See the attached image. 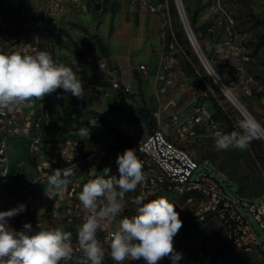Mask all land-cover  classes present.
Returning <instances> with one entry per match:
<instances>
[{
	"label": "built area",
	"instance_id": "built-area-1",
	"mask_svg": "<svg viewBox=\"0 0 264 264\" xmlns=\"http://www.w3.org/2000/svg\"><path fill=\"white\" fill-rule=\"evenodd\" d=\"M173 1L181 24L179 6L176 0ZM179 1L185 13L182 0ZM224 1L226 0H217L210 6V15L207 17L208 23L212 25L210 31L214 24H222V21L215 22V16ZM87 2L88 0H0V50L10 54L19 51L17 47L33 45L38 51H46L47 41L58 28L61 17L71 12H84ZM170 2L171 0L91 2L98 9L110 3L122 10L130 7L142 14L157 16L170 24L172 38L168 49L159 53L161 66L155 80L158 106L154 113L157 125L144 139L134 141L133 146L129 147L135 149L143 164L144 181L135 192L126 195L124 212L109 227H102L97 237L103 244L107 233L115 230L120 220L137 214L136 206L131 203L132 198L142 195L146 198L145 202H148L164 197L176 206L183 221V227L174 237V248L183 257L177 264H211L214 252L223 247L235 255L255 253L264 262V238L253 225L254 220L264 235V197H243L234 193L227 183L221 182L214 175H201V178H197L199 161L185 145L187 141L196 142L203 137H213L214 131L222 132V129L206 100L207 92L203 93L202 102L198 97L189 100L186 108L191 107L192 110L181 116V103L176 100L175 93L184 92L185 96V91L190 89V78L176 53L193 64L177 42ZM185 17L189 20L188 14ZM29 54L34 53L29 50ZM106 67V64L101 66L104 70ZM139 71L148 73L145 65H140ZM107 81L115 91L131 92L129 82L121 84L112 77ZM91 87L98 86L90 83L88 88ZM57 91L64 92L63 89ZM57 97L45 95L42 100L33 99L18 111L0 114V211L10 210L20 204L26 205L24 212L8 221L9 226L17 231L23 230L25 223H30L33 233L57 228L70 232L74 254L70 261H61V264H79L83 254L78 246L77 229L87 213L77 196L88 180L104 174L105 169H110L108 176L119 178L117 156L129 148L119 149L113 146L88 149L85 138L82 139L79 135L80 128L85 126L60 130L58 112L49 109L50 100ZM67 97L74 110L70 118L77 120L75 110H82L83 103L71 93H67ZM98 124L97 122L96 126ZM13 140L25 144L29 162L12 156L15 152L20 154L12 146ZM63 168L73 170L68 178L70 182L67 188L60 194L49 192L47 178L53 170ZM186 219L189 227L203 224V234L197 239L195 247L189 246L184 234L187 229L184 225ZM103 247V264H115L110 257L109 246L103 244ZM221 263L219 260L216 264ZM124 264L147 262L141 258L125 261ZM158 264H172V261L164 258Z\"/></svg>",
	"mask_w": 264,
	"mask_h": 264
},
{
	"label": "rangeland",
	"instance_id": "rangeland-1",
	"mask_svg": "<svg viewBox=\"0 0 264 264\" xmlns=\"http://www.w3.org/2000/svg\"><path fill=\"white\" fill-rule=\"evenodd\" d=\"M91 2L92 0H88L84 12H71L61 17L58 28L47 41L46 51L58 63L72 67L82 80L85 91L83 98L79 99L83 103V113L86 115L83 126L90 130L89 137L85 138V144L98 150L113 147L115 134L111 128L104 125L87 126L93 115L97 114L95 109L108 108L109 113L114 114L110 126L133 142L144 139L156 127L157 120L154 116L157 110L156 98L153 92H148L153 89L152 77H148L144 83V88L148 90L145 93L141 85L139 88L131 87L128 94L135 96L124 99L123 106L115 97L118 91L113 90L107 80L112 77L121 84L131 82V75L125 76L124 81V75L120 70L121 67L126 69L128 65L133 67V76L138 82L147 77L138 73L136 69L141 64L146 65L148 56L152 59L159 57L160 52L168 49L172 38L170 24L157 16L142 14L130 7L122 10L116 4L110 3L98 9ZM214 2L217 0H182L190 25L194 12H198L197 23L194 27L191 25V28L208 63L224 85L264 126V0L224 1L215 16V22L222 21V24H214L210 31L212 25L208 23L207 17ZM170 3L175 9L172 16L173 24L182 35L183 41L188 43L186 52L199 78L195 79L189 74L188 62L184 56L176 53V57L190 76L189 100L198 97L202 102V95L207 92L206 100L211 105L222 132L230 133L236 130L237 122L244 117L210 80L183 31L174 1L171 0ZM96 38L102 40L107 57L98 49ZM103 64L107 65L106 70L101 68ZM91 78H96L99 84H110V88L106 90L100 87L88 88ZM55 102L53 100V103ZM215 103L223 113L218 111ZM142 110L146 113H142ZM187 110L191 111L192 108L188 107ZM71 112L74 110L71 109L63 115L69 128L78 124V120L70 118ZM75 112L78 116L81 115L79 109ZM259 139L264 150V143L261 138ZM11 144L16 151H20V154L15 152L12 156L17 160L30 161L23 142L13 140ZM185 145L199 161L197 178H201V175H214L221 182L227 183L234 193L243 197L252 199L264 197V160H257L250 146L243 151L235 148L217 151L213 137H203L196 142L187 141ZM184 223L185 227L189 228L187 219ZM253 225L264 238L254 220ZM220 260L221 264H264L255 253L235 255L228 249Z\"/></svg>",
	"mask_w": 264,
	"mask_h": 264
},
{
	"label": "clouds",
	"instance_id": "clouds-1",
	"mask_svg": "<svg viewBox=\"0 0 264 264\" xmlns=\"http://www.w3.org/2000/svg\"><path fill=\"white\" fill-rule=\"evenodd\" d=\"M17 48L19 51L10 54L0 50V114L18 111L33 99L42 100L57 89L83 98L82 80L72 67L56 62L49 52L38 51L33 45ZM29 50L34 54H29ZM89 124L96 126L97 121ZM79 135L82 139L88 138L89 128H80ZM212 135L217 151L233 148L243 151L253 139L264 136V126L251 115H245L237 122L236 130L227 134L217 130ZM116 163L119 178L108 176L110 169H105L104 174L88 180L77 196L87 213L77 229L78 246L83 254L79 264H103V244L109 246L115 264L141 258L147 264H158L164 258L177 264L183 257L174 248V237L183 227V221L176 206L164 197L148 202L142 195L132 198L137 214L120 220L117 228L107 233L103 244L98 239V231L109 227L124 212L126 195L135 192L144 181L143 164L135 149H125L118 154ZM72 174L71 168L53 170L47 178L48 191L60 194L67 188ZM25 210L26 205L20 204L0 211V264H61V261H70L74 254L70 232L57 228L33 233L30 223H25L21 231L9 226V219Z\"/></svg>",
	"mask_w": 264,
	"mask_h": 264
},
{
	"label": "trees",
	"instance_id": "trees-1",
	"mask_svg": "<svg viewBox=\"0 0 264 264\" xmlns=\"http://www.w3.org/2000/svg\"><path fill=\"white\" fill-rule=\"evenodd\" d=\"M170 8H171V13H172V16L173 14H175V9L173 7V4L170 3ZM197 17H198V12H194L193 14V17L191 19V25L194 27L197 23ZM173 29L176 31V39H177V42L179 44V46L184 49L186 51V46H187V42L183 41V37L182 35L177 32V28L176 26L173 24ZM96 45L98 47V49L100 50L101 54L104 56V57H107V50L102 42L101 39L99 38H96ZM187 53V52H186ZM188 65V69H189V74H191L195 79H199L198 78V75L195 71V68L193 67V65H191L190 63L187 64ZM190 77V76H189ZM90 83L91 84H94L100 88H108L110 87V84L108 83H104V84H99L98 83V80L96 78H91L90 80ZM48 96H52V97H56V96H66L67 97V93L63 92V91H56L52 94H47ZM135 95H130L128 93H124L122 91H118L117 95H116V98L117 99H123V98H128L130 99L131 97H134ZM216 105V108H218V111L220 113H223V111L221 110V108L218 106L217 103H215ZM142 113H146V111H141ZM97 121L99 124L101 125H104L108 128H111V130L113 131V133L115 134V138H116V145L114 147L116 148H119V149H124V148H129L131 146H133V140L132 139H129L125 136H123L119 131L115 130L113 127L110 126L109 123L105 122L103 117H101L100 115L98 114H95L93 115V118L91 121ZM229 121V120H228ZM230 122V121H229ZM250 148H251V151L254 155V157L257 159V160H264V150L262 148V145H261V141L259 138L257 139H253L250 143ZM202 225L203 224H197V225H194V226H191L187 229H185L184 231V234L188 240V243H189V246H192V247H195L196 246V241L199 237L202 236ZM227 249L225 247L217 250L216 252H214L213 254V261L211 264H216L217 261L220 260V258L222 257V255L225 253Z\"/></svg>",
	"mask_w": 264,
	"mask_h": 264
},
{
	"label": "crops",
	"instance_id": "crops-1",
	"mask_svg": "<svg viewBox=\"0 0 264 264\" xmlns=\"http://www.w3.org/2000/svg\"><path fill=\"white\" fill-rule=\"evenodd\" d=\"M168 51V50H167ZM179 60V59H178ZM181 62V61H180ZM146 67L148 69V73L147 74H143L142 72L139 71V67L136 69L138 73H140L141 75H144V76H147L145 78H142L139 82L135 79V77L133 76V71L134 69H132L133 67L131 65H128V67H126V69H122L121 67V71L123 73V80H125V76H130L131 75V82H129L131 84V87L133 88H139V85H141V88H142V91L145 93L147 92L148 90L144 88V83L146 82V79L148 77H152V82H153V89L151 91H148L149 93L150 92H153L154 94H156V91H155V80H156V73H157V70L159 69V67L161 66V63H160V59L159 57L155 58V59H152L150 56L147 57L146 61ZM142 65V64H141ZM125 73V74H124ZM141 82V84H140ZM110 88V87H108ZM108 88H103L104 90L108 89ZM184 93V92H183ZM183 93L181 92H177L175 93V98L176 100H178L180 103H181V108L180 110L181 111V116H185L187 113H189L190 111L187 110V105H188V102H189V99H190V93L188 91V89L185 91V96L183 95ZM134 95V94H133ZM116 97V96H115ZM156 98V97H155ZM126 99V98H123V99H118L117 102L122 104H124L123 100ZM53 100L56 101L55 103H53ZM70 98L66 97L65 99H61V98H52L50 100V111H53V112H58L60 115H62V117H60L59 115V124H58V127L60 130L62 131H65L67 129H70V128H80L82 125H83V120H84V116L85 113H83V109L80 110L81 112V115L78 116V124L76 125H72L70 128L68 127V123L65 122V119L63 118V115L70 111L71 110V107L69 105L70 103ZM158 106V102H157V98H156V105L155 107ZM95 112H97L98 115H100L101 117H103L104 121L111 124V122L113 121V118H114V114H110L109 111H108V108L106 110H98V109H95ZM73 112H71L72 114ZM70 114V115H71ZM116 114V113H115ZM91 122V121H90ZM88 127L89 124L87 125ZM98 126L100 127L101 124H98ZM56 133V132H55ZM116 145V138L114 139V145ZM86 147L88 149H92V150H95L94 148L86 145Z\"/></svg>",
	"mask_w": 264,
	"mask_h": 264
},
{
	"label": "bare ground",
	"instance_id": "bare-ground-1",
	"mask_svg": "<svg viewBox=\"0 0 264 264\" xmlns=\"http://www.w3.org/2000/svg\"><path fill=\"white\" fill-rule=\"evenodd\" d=\"M177 4L180 9L181 13V25L183 27V30L185 34L188 36L189 41L197 55H199L201 59V63L204 66L206 72L209 75L210 80L215 84L216 88L222 92V94L227 98V100L231 103V105L244 117L245 115H253L247 110V108L235 97V95L224 85L220 77L217 75V73L212 69L210 64L208 63L207 59L205 58V55L203 54L198 42L196 41L194 37L193 30L191 28V25L189 23V20L186 19L185 15L182 10V7L180 5V1L176 0ZM261 140L264 143V136L261 137Z\"/></svg>",
	"mask_w": 264,
	"mask_h": 264
},
{
	"label": "water",
	"instance_id": "water-1",
	"mask_svg": "<svg viewBox=\"0 0 264 264\" xmlns=\"http://www.w3.org/2000/svg\"><path fill=\"white\" fill-rule=\"evenodd\" d=\"M197 56H198L199 60L201 61V59H200L199 55H197Z\"/></svg>",
	"mask_w": 264,
	"mask_h": 264
}]
</instances>
